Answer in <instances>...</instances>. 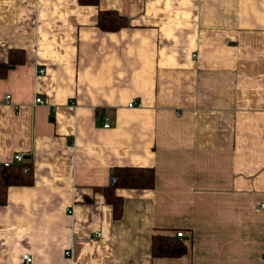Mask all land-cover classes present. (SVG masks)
<instances>
[{"label": "crops", "instance_id": "crops-1", "mask_svg": "<svg viewBox=\"0 0 264 264\" xmlns=\"http://www.w3.org/2000/svg\"><path fill=\"white\" fill-rule=\"evenodd\" d=\"M9 59L0 164L31 182L6 187L0 264H264V0H0ZM116 166L153 185L116 187L113 218Z\"/></svg>", "mask_w": 264, "mask_h": 264}, {"label": "trees", "instance_id": "trees-1", "mask_svg": "<svg viewBox=\"0 0 264 264\" xmlns=\"http://www.w3.org/2000/svg\"><path fill=\"white\" fill-rule=\"evenodd\" d=\"M82 1V0H81ZM92 1L95 0H84ZM125 24L123 16L111 11H98L97 25L101 29L115 30ZM7 63L0 62V76H3ZM112 181L103 190L107 203L111 205L112 217L117 218L121 213V198L116 195V187L150 188L153 185V170L151 167L141 166H116L112 169ZM31 174L26 162L0 164V204L5 201V191L10 184H29ZM185 246L171 236H152V255H179L185 252Z\"/></svg>", "mask_w": 264, "mask_h": 264}, {"label": "built area", "instance_id": "built-area-1", "mask_svg": "<svg viewBox=\"0 0 264 264\" xmlns=\"http://www.w3.org/2000/svg\"><path fill=\"white\" fill-rule=\"evenodd\" d=\"M38 72L39 73H41V72H43V68H39L38 69ZM8 99H9V95L8 94H5L4 95V100L5 101H8ZM34 101L35 102H40L41 101V99H40V97L39 96H35V98H34ZM135 102H132V101H129V102H127V105L128 106H131V105H133ZM104 127H107V126H109V123L107 122V120H104V122H103V124H102ZM23 158H22V156H21V154H19V153H16V154H14L13 155V160H15V161H21ZM8 163H11V162H3L2 164H8ZM111 181H112V178H111ZM259 206L260 207H262V208H264V203H260L259 204ZM100 234H101V232L99 231V230H95V231H93V235H92V237L94 238H96V237H99L100 236ZM175 235L176 236H178V237H181L182 235H183V231L182 230H176L175 231ZM65 253L67 254L68 253V250L67 251H65ZM22 259H23V263L24 264H29L30 262H31V257L29 256V254H22Z\"/></svg>", "mask_w": 264, "mask_h": 264}]
</instances>
